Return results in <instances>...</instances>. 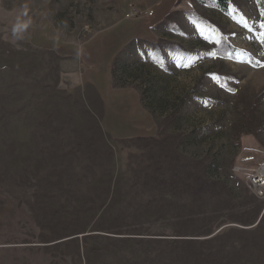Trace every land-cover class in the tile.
<instances>
[{
	"label": "rangeland",
	"instance_id": "obj_1",
	"mask_svg": "<svg viewBox=\"0 0 264 264\" xmlns=\"http://www.w3.org/2000/svg\"><path fill=\"white\" fill-rule=\"evenodd\" d=\"M228 1L0 0V264H264V0Z\"/></svg>",
	"mask_w": 264,
	"mask_h": 264
},
{
	"label": "built area",
	"instance_id": "obj_2",
	"mask_svg": "<svg viewBox=\"0 0 264 264\" xmlns=\"http://www.w3.org/2000/svg\"><path fill=\"white\" fill-rule=\"evenodd\" d=\"M150 14H152V12ZM245 182L250 190L264 199V162L249 172Z\"/></svg>",
	"mask_w": 264,
	"mask_h": 264
},
{
	"label": "trees",
	"instance_id": "obj_3",
	"mask_svg": "<svg viewBox=\"0 0 264 264\" xmlns=\"http://www.w3.org/2000/svg\"><path fill=\"white\" fill-rule=\"evenodd\" d=\"M213 4L222 12L227 13L229 10V1L228 0H213ZM264 37V35H263ZM220 49H222L223 52L219 51L220 55L223 57L227 56L226 50L224 49L223 46L220 47ZM251 64H253V62L251 60H249ZM256 65V64H254Z\"/></svg>",
	"mask_w": 264,
	"mask_h": 264
},
{
	"label": "crops",
	"instance_id": "obj_4",
	"mask_svg": "<svg viewBox=\"0 0 264 264\" xmlns=\"http://www.w3.org/2000/svg\"><path fill=\"white\" fill-rule=\"evenodd\" d=\"M106 91H108V95H109L113 90H112L111 88H110V90L107 88ZM110 91H111V92H110ZM101 96H102V98H104L103 95H101ZM109 97H110V96H108V98H109ZM109 101H110L109 99L107 100L106 98H104V103H105V104L109 103Z\"/></svg>",
	"mask_w": 264,
	"mask_h": 264
}]
</instances>
